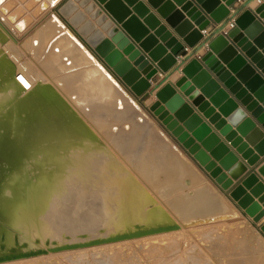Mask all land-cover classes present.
I'll use <instances>...</instances> for the list:
<instances>
[{
    "label": "bare ground",
    "instance_id": "obj_1",
    "mask_svg": "<svg viewBox=\"0 0 264 264\" xmlns=\"http://www.w3.org/2000/svg\"><path fill=\"white\" fill-rule=\"evenodd\" d=\"M59 1L32 0L36 23L25 30L0 8V264H60V257L115 246L141 252L115 264H186L178 251L195 230L215 221L240 223L249 214L207 186L202 171L156 120L143 117L140 98L121 95L124 83L89 44L98 30L106 31L96 10L85 6L88 0H69L58 8L62 17L48 8ZM38 59L60 85L48 80ZM179 74L175 70L170 78ZM155 98V92L148 95L145 107ZM118 106L123 117L141 119L140 165L172 195L181 218L103 138L100 129L122 117L115 114ZM161 172L164 182L157 178ZM191 184L195 198L184 192ZM212 190L219 210L190 216V207L201 199L205 206Z\"/></svg>",
    "mask_w": 264,
    "mask_h": 264
},
{
    "label": "water",
    "instance_id": "obj_2",
    "mask_svg": "<svg viewBox=\"0 0 264 264\" xmlns=\"http://www.w3.org/2000/svg\"><path fill=\"white\" fill-rule=\"evenodd\" d=\"M237 1L88 0L85 6L107 32L97 31L92 48L135 96L156 93L146 105L150 115L259 223L264 181L252 171L234 185L248 168L217 132L250 164L264 155V0L255 8L244 0L245 9L232 12ZM189 47L199 54L185 63ZM175 70L182 76L172 83ZM259 171L264 175V163ZM258 227L264 234V222Z\"/></svg>",
    "mask_w": 264,
    "mask_h": 264
},
{
    "label": "rangeland",
    "instance_id": "obj_3",
    "mask_svg": "<svg viewBox=\"0 0 264 264\" xmlns=\"http://www.w3.org/2000/svg\"><path fill=\"white\" fill-rule=\"evenodd\" d=\"M68 1L69 0L64 1L60 6H59L60 1L50 3L49 6L48 5L47 6L51 10H55V12L60 17H62L60 12L58 11V8L60 9L61 7H63ZM40 2H43V1H40ZM44 4L42 5L41 3L39 6L41 11L44 8L43 7ZM32 7H33L32 0H0V8L3 11H7L9 16L14 19L15 23L17 21L19 25L21 23L20 28H23V30H25V28L29 26L30 27L33 26L36 23V20H35L36 18L33 15L34 12H36V10H33ZM28 40H30L31 42V39L29 37H28ZM38 42H39L38 38L33 40V44L34 43L36 44ZM39 63L43 66V68L47 72L48 80L52 82L54 80V83L60 85L59 81L57 80V76L49 72L47 70L48 68L41 61H39ZM121 85H122V87H120L121 95L128 99H131L132 94L130 93V91L123 84ZM147 97H148L147 95L142 96L140 99L141 101L137 99L139 103L141 104V107H143L144 110L146 111V113L144 112L143 114V117L145 118L152 117L150 113L148 112V110L146 109L145 104H143L145 103V100ZM86 114L88 115V113ZM115 114L118 116L119 114H121L122 117L113 121L111 125L105 126L100 129V132L103 138L108 143H110L114 147V149L120 155H122L130 165H132L137 170V172L143 177V179L146 182H148V184H150V186L156 191V193L160 196V198L165 203H168L171 206V208L174 210L175 214L179 218H181L182 215L180 211L176 210L173 207V204L171 203L170 198H172V195L171 194L165 195L163 193V190L161 189L162 186H156V184L150 178L151 174L147 172L146 169H143L140 165L141 161L139 160L138 156H139L140 150L143 148L142 141L144 138L143 133L141 132V128H140V125L142 123L141 119L137 118V120L135 121L132 118L123 117L122 115L123 106H118L117 110L115 111ZM149 149L151 151L155 150V148L152 146L149 147ZM193 163L195 162L193 161ZM149 165L150 163L146 164V166H149ZM195 165L202 171V173L207 178L208 180L207 186L213 189L212 186L214 185L215 189H217L218 192L223 193L222 191H220L218 186L213 182V180L210 179L209 176L205 174V172L196 163ZM157 178L163 182L165 180L164 174L162 172L158 174ZM187 186L188 187L184 191L186 193V196L188 198L197 197L198 191H197L196 185L191 184ZM211 192H212L210 193L211 200L208 202H205L206 207L203 205V202H201L202 199L199 200L200 203L196 202L190 207L191 209L189 211L190 216L204 215L203 213L206 212L205 210L212 209V212L219 210V207L221 204H220V200L218 199V194L215 193L213 190ZM234 221L235 220H227L224 222L215 221L212 223H208V225H204L203 226L204 228L200 229L201 231L195 230L193 235L190 237V240L184 244V246L182 247V250L180 252L178 251V253L180 255L182 254L181 255L182 259H184L186 264H229L231 263L230 262L231 260H237V259H244V260L262 259L264 260L263 259L264 258V239L260 234V229L258 228V224L254 221V219L253 220L244 219L243 222H240V223L234 222ZM117 247L119 246H115L116 251L114 250V248L109 249L107 247L105 249L102 248V249H97V250L90 249L91 252H89L88 250L87 252H85V254H81L82 256L80 254H79L80 256H77L75 254L71 255L70 258L69 256H65L68 260H66L65 257H60L61 259L59 263L60 264H70L72 262H75L73 264H76V263L83 264L84 262V264H92V263L103 264L105 262V264H108V263L115 264V262H118V260L124 261L127 259H131L133 257H137L139 256V254H141L140 251H138L139 254L136 253L137 248H135L134 246L132 247V249L129 248L128 250H126L127 247L125 246L123 247L121 246L122 248H120L119 250ZM110 251L112 252L110 253ZM119 251L121 252L118 253ZM104 256H105V259H104ZM78 257H81L80 258L81 260H79V262H78ZM82 258H83V261H82ZM108 259H109V262H108Z\"/></svg>",
    "mask_w": 264,
    "mask_h": 264
},
{
    "label": "crops",
    "instance_id": "obj_4",
    "mask_svg": "<svg viewBox=\"0 0 264 264\" xmlns=\"http://www.w3.org/2000/svg\"><path fill=\"white\" fill-rule=\"evenodd\" d=\"M63 1H65V0H63ZM147 1V0H146ZM263 1V0H262ZM262 1H259V2H262ZM244 0H238L231 8H232V12H235V11H239V12H242L244 9H245V7H244ZM259 4V3H258ZM258 4L257 5H248V7H250V8H255L256 6H258ZM153 9V8H152ZM169 25V24H168ZM170 26V25H169ZM215 26L216 25H210L208 28H207V30L208 31H210V32H212L213 30H214V28H215ZM204 32V31H203ZM188 50H189V52H191L189 55H187V56H184L183 57V59L184 60H186L185 61V63H188L192 58H194L195 56H198V54L199 53H197V52H195V48H191V47H189L188 48ZM164 72H162V74H158L156 77H154L153 79H152V84L154 85L156 82H159L160 83V81H161V78L164 76ZM182 76V74H179L176 78H170V79H168V81H170V82H172V83H174L176 80H178L180 77ZM167 81V82H168ZM165 84V83H164ZM161 86H163V85H161ZM148 94H151V91H148V93L146 94V95H148ZM145 95V96H146ZM134 97H136L135 95H134ZM156 99V98H155ZM154 99V100H155ZM154 100L152 101V102H154ZM152 116V115H151ZM152 118L153 119H155L153 116H152ZM156 120V119H155ZM156 122L158 123V125L161 127V129L165 132V134L170 138V139H172L180 148H181V146L169 135V133H167L163 128H162V126L159 124V122L156 120ZM213 127H214V125H212ZM217 132L220 134V136H221V138H222V141L223 142H225V144L227 145V146H229V148H230V150L231 151H234L236 154H237V156L239 157V160H240V162H242L243 164H245L246 166H247V170L239 177V179H235V183H234V185L235 184H237V183H239L241 180H242V178H244L248 173H250V172H255V173H257V175L261 178V180L262 181H264V175L259 171V168L261 167V165L264 163V155H260L261 157H260V159L255 163V164H250L249 162H248V159H245L244 157H243V154L242 153H240V152H238L237 151V148L235 147V146H233L232 144H231V142H229L227 139H226V137L223 135V134H221L220 133V131H218L217 130ZM250 147H254L253 145H250ZM186 154H187V152L183 149V148H181ZM255 154H258V151L256 150L255 151ZM191 158V157H190ZM217 185V184H216ZM218 186V185H217ZM218 188L220 189V191H222L223 192V194L225 195V196H227L231 201H233V203L236 205V203L234 202V200H232L230 197H229V195H228V191H226V190H223V189H221L219 186H218ZM249 190V189H248ZM237 206V205H236ZM238 207V206H237ZM239 209H242V208H240V207H238ZM243 210V209H242ZM248 216V219H250V220H253V218L251 217V216H249V215H247ZM262 222H264V217L262 218V220L259 222V223H257V224H261ZM257 226V225H256Z\"/></svg>",
    "mask_w": 264,
    "mask_h": 264
},
{
    "label": "built area",
    "instance_id": "obj_5",
    "mask_svg": "<svg viewBox=\"0 0 264 264\" xmlns=\"http://www.w3.org/2000/svg\"><path fill=\"white\" fill-rule=\"evenodd\" d=\"M231 26H234V24H231ZM204 33H205V36H207V35L210 34L211 32L208 31V30L206 29V30H204Z\"/></svg>",
    "mask_w": 264,
    "mask_h": 264
}]
</instances>
